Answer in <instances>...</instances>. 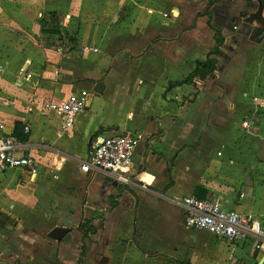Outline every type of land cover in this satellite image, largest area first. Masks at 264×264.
Masks as SVG:
<instances>
[{"label":"crops","instance_id":"crops-1","mask_svg":"<svg viewBox=\"0 0 264 264\" xmlns=\"http://www.w3.org/2000/svg\"><path fill=\"white\" fill-rule=\"evenodd\" d=\"M208 2L0 0V117L37 163L0 173V264H77L83 221L96 231L81 264H264V245L188 229L175 202L220 200L264 227V7L214 4V74L173 85L215 46ZM82 90L88 107L66 129L49 105ZM127 131L141 136L129 183L82 172L99 142ZM55 227L68 230L60 241Z\"/></svg>","mask_w":264,"mask_h":264},{"label":"built area","instance_id":"built-area-1","mask_svg":"<svg viewBox=\"0 0 264 264\" xmlns=\"http://www.w3.org/2000/svg\"><path fill=\"white\" fill-rule=\"evenodd\" d=\"M59 51H62V47ZM3 71L4 66L0 65V74ZM89 94L82 90L61 103L50 104L49 109L60 114L64 118V127L70 129L77 116L88 107ZM254 124L253 119H245L243 128L248 129ZM140 140L141 136L130 131L104 139L93 148L88 160L81 165L82 172L104 171L113 175L117 181L129 183L128 174L134 170L133 159ZM17 151V139L5 134V124L0 117V173L9 169H25L32 174L36 173V160L31 156H19ZM261 169L264 170V166ZM175 202L185 209V226L188 229L205 231L232 245L253 240L258 250L263 249L264 227L254 214L226 210L220 200H203L194 196Z\"/></svg>","mask_w":264,"mask_h":264},{"label":"trees","instance_id":"trees-1","mask_svg":"<svg viewBox=\"0 0 264 264\" xmlns=\"http://www.w3.org/2000/svg\"><path fill=\"white\" fill-rule=\"evenodd\" d=\"M219 1L220 0H209L207 8L205 10V15L209 17L208 25L216 32L215 46L210 51L209 56L206 61L198 62L193 73L184 81L180 83H173L174 86H180L183 84H196L197 81H205L208 77L214 74L217 68V60L214 58V56H218L221 53L220 48L224 42L220 26H215L213 24V15L211 11L212 6ZM263 4H264V1H263ZM79 230L83 234V248H82L80 259L77 264H81L83 262V259L86 255V250H87L86 240L88 238V234L95 232L96 228L93 227L92 221L90 222L83 221L79 225Z\"/></svg>","mask_w":264,"mask_h":264},{"label":"water","instance_id":"water-1","mask_svg":"<svg viewBox=\"0 0 264 264\" xmlns=\"http://www.w3.org/2000/svg\"><path fill=\"white\" fill-rule=\"evenodd\" d=\"M259 3V12H258V17H262L261 13L264 7L263 0H257ZM25 75V73L23 74ZM68 232V230L64 227H55L48 235L50 239L60 241L65 234Z\"/></svg>","mask_w":264,"mask_h":264},{"label":"rangeland","instance_id":"rangeland-1","mask_svg":"<svg viewBox=\"0 0 264 264\" xmlns=\"http://www.w3.org/2000/svg\"><path fill=\"white\" fill-rule=\"evenodd\" d=\"M244 135H246V136H245L246 138H250L251 140H253V141L250 142L249 144H251L252 146L255 145V144L257 145L256 138H255V140H254V137L249 136V135H247V134H245V133H244ZM246 138H245V139H246Z\"/></svg>","mask_w":264,"mask_h":264}]
</instances>
